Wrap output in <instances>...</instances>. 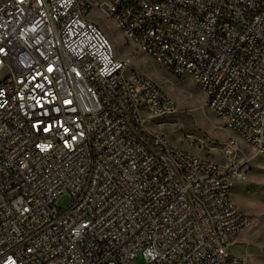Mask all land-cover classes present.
<instances>
[{
	"label": "built area",
	"instance_id": "obj_1",
	"mask_svg": "<svg viewBox=\"0 0 264 264\" xmlns=\"http://www.w3.org/2000/svg\"><path fill=\"white\" fill-rule=\"evenodd\" d=\"M94 12L264 158V0H0V264H244L246 161L153 130L177 105Z\"/></svg>",
	"mask_w": 264,
	"mask_h": 264
},
{
	"label": "rangeland",
	"instance_id": "obj_2",
	"mask_svg": "<svg viewBox=\"0 0 264 264\" xmlns=\"http://www.w3.org/2000/svg\"><path fill=\"white\" fill-rule=\"evenodd\" d=\"M91 17L103 28L116 56L131 60L129 72L135 70L154 81L175 101L176 112L151 121L153 130L181 149L224 165L246 161L248 173L233 189L232 196L237 206L249 216L251 225L230 250L242 256L244 264H264V158L254 154L236 132L225 128L221 119L204 106V93L190 75L177 78L170 74L147 53L127 41L117 24L102 12H94ZM4 75L5 71L0 73V80ZM231 139L236 140L237 146L228 152L227 143ZM71 203V197L64 195L58 199L57 206L67 210ZM136 264H145V261L139 258Z\"/></svg>",
	"mask_w": 264,
	"mask_h": 264
}]
</instances>
